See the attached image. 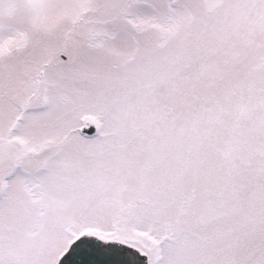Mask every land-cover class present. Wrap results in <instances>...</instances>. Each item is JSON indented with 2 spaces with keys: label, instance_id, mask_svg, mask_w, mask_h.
<instances>
[{
  "label": "snow or ice",
  "instance_id": "snow-or-ice-1",
  "mask_svg": "<svg viewBox=\"0 0 264 264\" xmlns=\"http://www.w3.org/2000/svg\"><path fill=\"white\" fill-rule=\"evenodd\" d=\"M0 264H264V0H0Z\"/></svg>",
  "mask_w": 264,
  "mask_h": 264
},
{
  "label": "water",
  "instance_id": "water-1",
  "mask_svg": "<svg viewBox=\"0 0 264 264\" xmlns=\"http://www.w3.org/2000/svg\"><path fill=\"white\" fill-rule=\"evenodd\" d=\"M81 259L88 260L91 259L90 257H81Z\"/></svg>",
  "mask_w": 264,
  "mask_h": 264
}]
</instances>
